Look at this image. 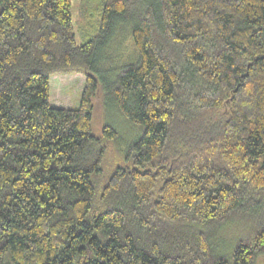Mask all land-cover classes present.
Here are the masks:
<instances>
[{
	"label": "trees",
	"instance_id": "16d2710c",
	"mask_svg": "<svg viewBox=\"0 0 264 264\" xmlns=\"http://www.w3.org/2000/svg\"><path fill=\"white\" fill-rule=\"evenodd\" d=\"M77 11L74 22L72 0H0V264H255L264 0H79ZM127 30L135 57L112 65ZM59 73L85 76L76 107L51 104ZM100 90L142 129L107 175L119 135L92 130ZM229 227L226 251L233 238L214 240Z\"/></svg>",
	"mask_w": 264,
	"mask_h": 264
},
{
	"label": "rangeland",
	"instance_id": "374dc122",
	"mask_svg": "<svg viewBox=\"0 0 264 264\" xmlns=\"http://www.w3.org/2000/svg\"><path fill=\"white\" fill-rule=\"evenodd\" d=\"M78 4L79 0H72V16L74 22L78 13ZM77 31L78 30L75 27L76 42L79 43L82 38ZM117 38H119L118 41L114 40L108 49V52L111 55L112 65L117 63H120V65L128 63L130 62L128 60L135 57V52L133 50L135 47L132 43L129 31L119 32ZM84 80L85 76L81 73H59L50 76L51 104L53 106L66 108L76 107L79 103ZM105 124L115 127L119 135L117 140H114L112 143L107 142L106 144L105 155L102 161V169L104 175H107L110 173L112 168L121 162L127 146L141 133L142 129L141 126L130 122L122 114H120L114 103L105 99L102 95V90H100L99 94L93 99V132L99 133L102 126ZM236 232L235 227L234 230L232 227H229V230H226L225 232L222 230L221 234L215 238L214 244H216V242L219 244L218 239L220 237L223 243H228L233 238L230 243L226 244V251H229L233 245V241L235 239L234 237L237 235ZM255 264H264V257L259 256Z\"/></svg>",
	"mask_w": 264,
	"mask_h": 264
}]
</instances>
